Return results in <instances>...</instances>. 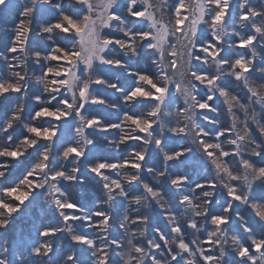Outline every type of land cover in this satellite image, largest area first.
<instances>
[{
	"label": "snow or ice",
	"instance_id": "6c2138e0",
	"mask_svg": "<svg viewBox=\"0 0 264 264\" xmlns=\"http://www.w3.org/2000/svg\"><path fill=\"white\" fill-rule=\"evenodd\" d=\"M18 3V19L0 23L12 32L7 55L0 53L8 73L0 100L20 98L10 111L0 106V181L13 162L22 167L0 189V229L39 192L59 226L39 232L45 242L36 256L41 249L49 256L47 238L63 232L90 251L83 264H264V194L255 195L264 190V82L253 73L264 64V10L249 0ZM244 27L250 34L239 31ZM41 35L50 41L44 54L30 47ZM142 51L147 70L128 73L131 84L101 76L103 69H127L121 54L139 58ZM257 71L264 76V67ZM30 85L39 90L31 96L39 107L26 113ZM101 89L119 94L124 111ZM62 123L72 125L71 143H59ZM18 125L24 131L17 138ZM96 133L111 135L101 144ZM174 138L184 143L173 147ZM121 146H130L123 158ZM66 185L88 189L98 202L86 208ZM248 210L259 232L243 217Z\"/></svg>",
	"mask_w": 264,
	"mask_h": 264
},
{
	"label": "trees",
	"instance_id": "16d2710c",
	"mask_svg": "<svg viewBox=\"0 0 264 264\" xmlns=\"http://www.w3.org/2000/svg\"><path fill=\"white\" fill-rule=\"evenodd\" d=\"M255 1L262 4V9L264 10V0ZM156 2L157 0H152V3L156 4ZM165 2L166 5H171L172 0H166ZM234 6L235 9L232 8V14H234L235 16L236 5L234 4ZM72 7V5L66 4L65 11L70 13L72 11ZM19 12L20 4L18 3V0H7L6 6H4L3 8L0 7V23L4 21L14 23V21L19 17ZM157 15L159 14L157 13ZM7 31L9 30L0 29V53H3L5 55H7L6 49L10 44V40L12 37V32L10 31V36H8L7 34L9 33ZM239 31L242 34H250L249 29L246 27L240 28ZM63 42L64 41L62 37L57 38V43L62 44ZM47 43H50V41H45V38L41 35L37 37L36 42L30 45V47L32 51H40L41 54H44L47 48ZM261 51H264V49H259L260 53ZM146 55L147 54L143 51L140 53L139 58H125L121 54L119 58L125 60L127 69H103L101 70V76L109 80L118 78V81L122 86H127L132 82V77L128 73L147 70V65L145 63ZM261 67H264V64L257 62L256 66L253 69L254 79L258 82H264V76H261L257 71V69ZM7 75L8 73L6 71V65L4 64L3 60H0V79L6 78ZM38 94L39 90L37 86L30 85L29 97L24 101L26 113L39 107L31 99V96ZM100 94L106 98L107 102L118 104L121 112L124 111L125 106L123 105L119 94L107 89H101ZM19 100V96H13L12 98L0 100V106H6L8 111H10L11 107L14 104L18 103ZM134 107L135 106H133V108ZM108 111L109 110L107 108H101L99 110L100 113H105ZM110 115L115 116L117 115V113L113 111ZM4 119H6V116L2 111H0V125L3 124ZM23 131L24 129L22 125H18L15 129L12 130V134L18 138L20 134L23 133ZM95 135L97 140L100 141L101 144H103V136L111 134L96 133ZM71 138V123H62L59 143H71ZM183 143L184 141L182 139L174 138L172 146L178 148L179 145ZM129 150L130 146H121L117 155L123 158L128 154ZM105 156L112 157L113 150L107 149L105 151ZM148 160L151 161L152 157H149ZM154 163L158 164L159 161H154ZM21 167V164L13 162L8 178L4 181H0V189L9 187L13 184L14 180L16 179V172ZM191 178L195 181L197 179V174L194 172ZM199 180H203V169L200 170ZM88 182L89 184L93 183L91 179H89ZM65 190L70 195H72L78 203L83 204L86 208L93 207L98 202V197L86 188L81 187L77 191L73 192L71 187L66 185ZM81 193H84L85 199H81ZM262 194H264V190L257 187L255 190L256 197H259ZM166 196H171L170 189L168 190V192H166ZM85 200L87 201L86 203ZM174 203L175 202L173 201V204ZM116 211L118 213H122V206H116ZM242 214L243 217L247 220L248 225L252 227L255 232H259L260 227L257 224V221L254 219L252 212L248 210L243 211ZM58 226L59 218L54 209H52L51 206L46 202L44 196L41 193H34L33 197H30V199L21 206V210L13 215L8 227L5 229H0V251H5V254L11 264H64L68 255H74L76 257L75 261L68 262V264H77V261H79L80 264H83L82 258L85 256H90V251L85 252L83 246L74 244L71 241L70 236L63 232L58 233L55 237L47 238V242L52 247V252L49 254V256L40 257L34 254V249L38 247L40 243L45 242L39 236V232L48 228ZM160 226L163 227V223H161ZM236 234L241 238L245 236V234L238 228V226ZM5 242H7L6 249L2 247Z\"/></svg>",
	"mask_w": 264,
	"mask_h": 264
},
{
	"label": "clouds",
	"instance_id": "9594fccd",
	"mask_svg": "<svg viewBox=\"0 0 264 264\" xmlns=\"http://www.w3.org/2000/svg\"><path fill=\"white\" fill-rule=\"evenodd\" d=\"M260 91L264 92V86H261ZM245 150L248 151L250 155L255 154L253 148L246 147ZM254 174H255V170H253V175ZM127 178H128V175L124 174V179H127ZM242 194L246 195V193H242ZM2 247H4L6 249L7 248V242H5L4 245H2ZM237 247H239V245H237ZM45 255H46V253L44 252L43 249H41L40 257H45ZM25 259H26V257H25ZM0 264H11V262L8 260V257L5 254V251H0ZM64 264H68L67 260L64 262Z\"/></svg>",
	"mask_w": 264,
	"mask_h": 264
},
{
	"label": "rangeland",
	"instance_id": "374dc122",
	"mask_svg": "<svg viewBox=\"0 0 264 264\" xmlns=\"http://www.w3.org/2000/svg\"><path fill=\"white\" fill-rule=\"evenodd\" d=\"M166 0H157L156 4L157 3H161V2H164L165 3V7H167L168 5H166ZM249 3H250V6L253 7V8H256V9H259V10H263L262 9V4L256 2L255 0H249ZM3 8V7H1ZM233 9H235V6L233 5ZM6 14V13H5ZM160 15V13H158ZM164 20L167 22L168 20V13L165 11L164 12ZM228 21H229V24H233L234 21H235V16L234 14H231L228 18ZM9 34H7L8 36H10V31H7ZM261 54H264V51H261Z\"/></svg>",
	"mask_w": 264,
	"mask_h": 264
}]
</instances>
